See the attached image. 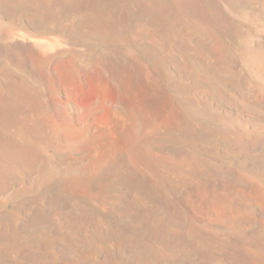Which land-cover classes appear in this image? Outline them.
I'll return each instance as SVG.
<instances>
[{
	"label": "rangeland",
	"instance_id": "obj_1",
	"mask_svg": "<svg viewBox=\"0 0 264 264\" xmlns=\"http://www.w3.org/2000/svg\"><path fill=\"white\" fill-rule=\"evenodd\" d=\"M44 1L0 0V98H5L0 99V112L7 114L4 118L0 113V147L7 152L5 141L28 146L25 153L34 159L12 167L1 183L0 214L12 210L17 218H26L58 195L57 209L48 211L57 224L54 230L69 241L63 242L85 253H119L124 262L130 257L115 244L132 234L125 227L135 220L116 210L133 195L125 187L127 180L153 191L151 204L138 197L149 219L156 203L168 208L161 196L179 207L169 208L171 213L196 217L206 226L213 222V233L225 232L227 221H210L198 209L210 195L203 181L231 183L227 178L232 174L209 171L204 163L232 168L249 185L259 187L264 201V0ZM157 17L176 19L183 41L171 42L168 24ZM135 18L154 20L161 45H174L184 53L176 49L166 56L155 49L153 55L149 40L135 33ZM198 38L208 39V44L196 52L188 45ZM179 68L189 70L191 77ZM179 80L185 85L176 88ZM190 103L206 108L213 120L205 123L186 115ZM13 122L18 130H38L36 147L19 136L22 129L16 131ZM49 125L52 137L63 142L47 138ZM203 126H221L228 142L240 141L238 148L229 147L223 134L193 138L194 128ZM247 140L252 144L246 145ZM115 176L125 183L115 181ZM25 203L30 208L21 209ZM250 205L264 221L261 205ZM165 211L159 209L156 216L165 217ZM80 227L91 233L82 234ZM44 232L51 231L37 227L21 237L31 241ZM57 241L52 245L61 249ZM157 249L165 250L164 242ZM71 251L73 247L65 253L54 250V261L60 262L65 254L67 260L74 258ZM168 251L176 264H187L193 257L190 250ZM18 260L26 262L23 256Z\"/></svg>",
	"mask_w": 264,
	"mask_h": 264
},
{
	"label": "bare ground",
	"instance_id": "obj_2",
	"mask_svg": "<svg viewBox=\"0 0 264 264\" xmlns=\"http://www.w3.org/2000/svg\"><path fill=\"white\" fill-rule=\"evenodd\" d=\"M49 1H51V0H49ZM53 1H52V3H53ZM67 2L68 1H66V3ZM2 4H3V2H2ZM45 4H46V2H45ZM47 4H48V2H47ZM41 5H42V3H41ZM69 5H70V3H69ZM45 6H47V5H45ZM52 6H53V4H52ZM47 7L49 8V5ZM59 10L60 9H58V11ZM194 10L196 11L195 8H194ZM195 15L197 17H199L200 23L205 28H210V24L209 23L204 24L201 16H199L197 14H195ZM150 19H147V20H150ZM161 20H164L166 22V24H168V26L166 28V35L169 37V39H171V42H176V43L178 41L182 42L183 40L180 39V36L178 35L180 33V29L177 27L176 19L167 20L163 17H157V21H161ZM74 21L78 23V21H76V20H74ZM153 21H148V22L147 21H140V22H138V28H137V31L135 32L139 36H144L149 40V44L152 47L151 53L153 54V51L155 52V49L160 50L161 53L166 55V56H171L173 51L176 49H179L184 53V51L181 48L176 47L174 45H171V46H162L161 45V39L157 36L155 30L153 29ZM90 26H91V24H90ZM199 26H201V25H199ZM92 33H94V32H92ZM107 34H109V33H107ZM207 40L208 39L203 40V39L198 38V39L192 41V44L188 45V47L191 50H194L196 52L201 50V49L204 50V48H206L207 44H208ZM179 70H177L179 73L181 71H184V72H186L187 75H189V77H191V73L189 70H185V69L181 70L180 68H179ZM3 98H0V99H3ZM1 102H2V100H1ZM7 103H5V104H7ZM2 104H3V102H2ZM5 104H3V105H5ZM182 110L183 109H181L180 111H182ZM3 111H4V109H3ZM2 114L3 113H1V115ZM3 115H4V118L7 117L6 116L7 114L6 115L3 114ZM183 117H185V116H183ZM1 118H2V116H1ZM9 120L10 119H7L8 123H9ZM5 122H6V120H5ZM0 123H1L0 125H2L3 122L1 121ZM4 125H3V127H4ZM15 125L17 127V128H15V130L16 129L18 130L19 128L17 126L18 125L17 122H16V124L14 123V126ZM7 126H8V124H7ZM3 127H2V129L5 130V128H3ZM24 127H25V129L21 128L22 133L20 132L21 129L18 130L20 132L19 136L24 135V137L26 139H28L31 142V144L35 143V147H36L37 146L36 143H38L40 140V137L37 134L38 130H31V128L30 127L27 128V126H24ZM197 128H199V127H197ZM192 129H193V127H192ZM194 129H196V128H194ZM229 132L232 133V131H229ZM0 133H1V131H0ZM185 135H187V134H185ZM188 136H190V135H188ZM224 137H225L224 141H226V144L229 147H232L234 145L236 147V149L238 148V144L240 143V141L234 139L233 143H230V142H228L229 136L226 134ZM0 138H2L1 134H0ZM25 138L22 137V139H25ZM193 138H195V137H193ZM193 138H192V140H194ZM196 139L199 140V138H196ZM211 139L214 140V138H211ZM4 140H6V139H4ZM25 140H24V142H25ZM241 141H243V140H241ZM216 142H214V143H216ZM248 142H250V141L247 140L246 145L248 144ZM41 143H39V144H41ZM53 143H54V141H53ZM0 144H2V142H0ZM25 144L27 146L28 143H25ZM242 144H244V143H242ZM242 144H240V145H242ZM249 144H252V143H249ZM3 145H4V147L5 146L7 147V152H6V150L4 151L3 146L0 147V181H1L0 185L2 182H4V179L6 177H8L9 171H11L10 169H13L14 166L16 167L19 164L23 165V163H25L26 160H30L28 158L29 157L28 154L25 153L26 151H28V146H27V149L22 144H17V143L10 146L8 143L6 144V141L3 142ZM255 145H257V144H255ZM235 147H234V149H235ZM245 149H247V148H245ZM241 150H243V149H241ZM233 151H236V150H233ZM243 154H245V153H243ZM36 158H37V156H36ZM32 161H34V159ZM28 167H30V166H28ZM198 174H200V173L198 172ZM116 179L117 178L115 176V178H114L115 181L119 180L122 183H125V181H126V179H124L123 177L121 179H117V180ZM170 181L171 180H169L168 182H170ZM203 183H204L203 185L205 187L204 190H207L206 192H210V195L207 199V202H205L198 209L203 210L207 214V216L209 217L210 221H214V220H217L219 218L226 220L227 226L224 225V227H222V229L225 232L219 233L217 231L218 233H216V232L213 233L214 231L211 230L212 229L211 227H213L212 224H214L213 222L210 225L207 224V226H206L204 223L202 224V222L200 220H198V218H196V217H191L189 215H182V214H179L178 212L176 215L175 212L171 213L169 211L170 210L169 207L166 208L163 205H158V203L155 204L156 209L164 208L166 210L165 212H167L169 220L164 221V222H160V223H153L152 219L151 218L149 219V216H146L140 210V207L138 205V197L144 198L145 201H147V203L151 204L152 203L151 197H153V195L151 193L153 191L145 188V186L141 182L127 180V184L125 187H126L128 193L131 192V193H133V195H132V197L129 195V201H127L125 203L122 202V204L120 205V209L116 208V209H118L116 211H119L122 214L125 213L127 215L128 214L131 215L133 217V219L135 220V222H133L132 224L130 223V225L127 224L125 227L126 231H129V229L132 230V234L131 235L129 234L128 236L124 237L122 240H118V242L115 245H117V247H118L117 250L118 249L120 250L119 252H124V255L126 252L128 255L127 257H130L129 259L126 257L127 259L124 260V262H122L121 261L122 258H120V256L119 257L117 256L119 253L117 255H115L113 253V255H112V254H109V251H108V253L99 251V252H97V254L85 253L84 251H82L78 247H75L74 244H71L72 246H69L66 243H64L63 241H67V242H69V241L67 239H65V237H63V235H61L58 231L53 230L51 228H50L51 232H49V233L44 232V234L41 233V235L39 234L40 236H34L35 237L34 240H31V241L26 240L25 241L21 237V235H22L21 231L25 227L24 225H22V223L23 222L28 223V219H31L32 217H36L37 213H40V215L43 214V216H46V213L48 215H50L48 208L50 207V209H54V207H55V209H57L58 205H55V204H57L58 203L57 201L61 199L60 196L57 195V196L51 197L48 200L49 202H48V204H46L48 206H44V204L39 205L35 209V211L32 210L33 214L31 212V213L27 214L25 219H19L17 221L19 226L16 227L13 231H9L7 229V227H5V226L1 227V225H0V240L3 243L2 246H0V264H141L140 262L142 261V250H143L144 246L146 247V249H148V247H149V249H150L149 252H153L155 250L154 245L157 244V242L158 243L165 242L168 249L170 251L172 250L173 252L175 251V252L181 253L184 250L185 251L186 250L192 251L193 257L191 256L192 258L190 261H188L187 264H213L214 261H219V264H264V221L260 222L257 214H254V211L250 208V207H252L250 205V201H255L256 203H259L261 205L259 210H261V212L264 213V201L262 200L260 189L258 190L259 187L255 188L254 186L248 185L244 182V184H246L245 186H242V188L240 187V189H236V188H233V185L231 183H226L225 181H219L216 183L213 180H210V178H207V180L205 179L203 181ZM62 192H65V191H62ZM67 213H65V214H67ZM72 215H74V214H72ZM124 216H126V215H124ZM68 217H71V216H68ZM76 217H78V216H76ZM54 218H56V217H54ZM65 219H67V218H65ZM65 219H64V222L66 221ZM70 221H71V219H70ZM72 221H74V220H72ZM173 221H175V222H173ZM186 222L189 223L188 227H185ZM73 223H71V225ZM171 223L173 224V227H172V225H170ZM34 226H35L34 228H36V224ZM256 226H260V227H256ZM69 227H71V226H69ZM76 227H77V225H76ZM172 228L174 229L173 231H172ZM232 228H234V229H232ZM46 229L48 230L49 227ZM80 229L84 230L82 232V234L83 233H87V234L91 233V231L89 232L88 230H86L82 227H80ZM179 229H183L182 232H179L178 231ZM29 230H31V229H29ZM136 231H138V233H136ZM68 233H69V231H68ZM92 234H93V232H92ZM96 234H99V231ZM102 234H106V233H103V231H102ZM223 236H225L226 239H223ZM6 237L8 239H4ZM84 237L87 238V236H84ZM97 238H98V236H97ZM28 239H29V237H28ZM53 239H60V241H57V242L60 243L61 249H58L56 244L52 245ZM68 239H69V237H68ZM82 243H83V240H82ZM84 244H85V242H84ZM86 244H88V242ZM72 247H73V251H71V252H73V254L75 253L74 258H72V259L69 258L70 260H67L65 257H67L68 254H65L61 258L60 262L54 261V253H53L54 250L55 251L58 250V252H59V250H62L65 253V250H68V249L70 250V248L72 249ZM49 248L54 249V250H51ZM99 249H100V247H99ZM21 256L25 257L26 262H24V263L19 262L18 257H21ZM96 256H100V257L95 258ZM122 257H124V256H122ZM20 261H21V259H20ZM164 262H165V260H164ZM148 264H152V263L148 261ZM160 264H163V262H160Z\"/></svg>",
	"mask_w": 264,
	"mask_h": 264
},
{
	"label": "water",
	"instance_id": "obj_3",
	"mask_svg": "<svg viewBox=\"0 0 264 264\" xmlns=\"http://www.w3.org/2000/svg\"><path fill=\"white\" fill-rule=\"evenodd\" d=\"M158 16H163L161 14H159ZM136 21L138 22V18H135ZM148 22V21H147ZM185 83L183 80H179L176 81L174 86L176 88H181V86H184ZM186 115L196 119L197 121H202L205 123H209L210 119L214 118V115L206 110V108H201L198 107L196 104L190 103L187 107V110L185 111ZM220 127V128H219ZM49 132L47 133V138H51L53 139L55 142H63V141H59L57 140L58 138L56 137H52L53 134V129L50 127V125L48 126ZM228 132L226 130H224L221 126H216L214 128H209V127H200V128H196L194 129V131H192V136H194L195 138H199V139H207L208 137H212L213 135H226ZM57 140V141H56ZM31 161V159H30ZM29 163V162H28ZM204 167L206 169H209V171H216V172H220V173H231V179L227 178L228 181H232L231 183L234 184L235 186H239L242 188V186H245L246 184H248L246 181H244L241 177V175L239 173H237L236 171L232 170V168L226 167V166H222V165H217V164H210V163H204ZM223 176H227L226 174H223ZM244 182L246 184H244ZM249 185V184H248ZM244 188V187H243ZM161 202H163V204L167 205L169 208L175 209L177 210V205L172 204L167 202L163 197L160 196ZM32 199H29L27 202H31ZM28 203H25L24 206H21V209H26L29 208V206H27ZM252 209V207H250ZM161 209V208H160ZM164 209V208H162ZM179 209V207H178ZM159 209L154 210L153 214H152V222L153 223H160V222H164L169 220L167 212H166V216L163 218L157 217L156 213ZM254 210V207H253ZM257 214V213H256ZM20 218H17L14 213L12 212V210L6 211L2 214H0V225L1 227L5 226L7 227V229L9 231H13L16 227L19 226L18 224V220ZM25 219V218H22ZM172 220V219H171ZM36 224V228L37 227H43V228H48V230H51L54 228H56V225L54 223V221L51 219V216H49L46 213V216L40 215V213H37L36 217H32L31 219H28V223H22V225H24L25 227L23 228L22 235L25 233H29L30 231L29 229H33ZM170 225L173 224L171 223ZM256 227H260V226H256ZM51 228V229H50ZM174 229H172L173 231ZM90 232V231H89ZM110 232V231H109ZM173 233V232H172ZM99 234H102V231H99ZM161 243V242H160ZM157 242V244H155V250L153 252H149L150 249L148 247V249H146V247L144 246L143 250H142V261L140 262L141 264H148V261L151 262L152 264H160V262H163V264H176L175 261H173L172 259H170V255H169V249L166 245V243L164 242L165 245V250L163 251H158L157 247L160 244ZM149 252V253H148ZM146 255V256H145ZM119 257V255H117ZM165 260V262H164Z\"/></svg>",
	"mask_w": 264,
	"mask_h": 264
}]
</instances>
